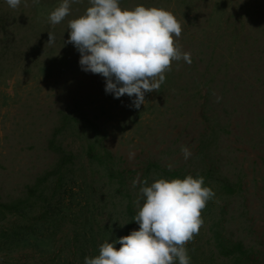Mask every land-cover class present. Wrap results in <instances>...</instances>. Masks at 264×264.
<instances>
[{
    "label": "rangeland",
    "instance_id": "374dc122",
    "mask_svg": "<svg viewBox=\"0 0 264 264\" xmlns=\"http://www.w3.org/2000/svg\"><path fill=\"white\" fill-rule=\"evenodd\" d=\"M62 2L0 0V264H85L138 230L134 180L187 175L215 193L190 264H264V0H120L173 13L191 54L139 109L82 70L65 42L91 5L53 25Z\"/></svg>",
    "mask_w": 264,
    "mask_h": 264
},
{
    "label": "clouds",
    "instance_id": "9594fccd",
    "mask_svg": "<svg viewBox=\"0 0 264 264\" xmlns=\"http://www.w3.org/2000/svg\"><path fill=\"white\" fill-rule=\"evenodd\" d=\"M6 3L15 9L21 0ZM89 3L83 15L68 21L70 31L65 43L73 44L80 53L83 71L105 78V92L114 98L134 97L132 106L139 109L147 93L159 91L173 61L191 64V54L182 52L175 39L181 36V23L170 11L143 5L121 8L120 0ZM69 13L70 0H63L48 19L56 25ZM48 36L51 45L55 36L51 32ZM220 99L217 97V102ZM181 152L185 160L192 155L187 146H182ZM137 184L138 210L133 220L138 230L114 242H104L99 255L86 257L85 264H190L186 244L198 234L203 224L201 212L215 196L214 191L204 186L203 177L192 175L155 179L151 184L137 178L133 186ZM117 243L121 245L118 249Z\"/></svg>",
    "mask_w": 264,
    "mask_h": 264
},
{
    "label": "trees",
    "instance_id": "16d2710c",
    "mask_svg": "<svg viewBox=\"0 0 264 264\" xmlns=\"http://www.w3.org/2000/svg\"><path fill=\"white\" fill-rule=\"evenodd\" d=\"M131 231H133V228H132V225H129L128 228L125 231V236L126 235H129ZM29 233L30 234H33L34 232L33 231H30Z\"/></svg>",
    "mask_w": 264,
    "mask_h": 264
}]
</instances>
